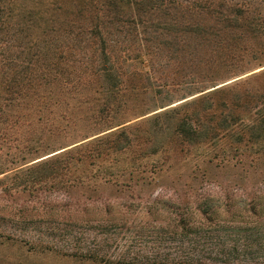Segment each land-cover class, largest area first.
<instances>
[{
	"label": "rangeland",
	"instance_id": "rangeland-1",
	"mask_svg": "<svg viewBox=\"0 0 264 264\" xmlns=\"http://www.w3.org/2000/svg\"><path fill=\"white\" fill-rule=\"evenodd\" d=\"M24 1L45 9L58 0ZM162 3H170V16L179 21L168 29L184 30L179 35L198 46L197 57L223 64L220 78L185 79L183 68L172 66L173 55L155 71L124 62L132 40L124 25L131 18L120 16L114 30L121 33L102 31L115 70L127 77L106 121L97 114L110 96L105 57L97 55L101 45L92 29L61 28L36 46L0 44V72L24 73L28 62L35 64L28 73L32 90L51 95L50 119L59 126L54 135L42 134L53 148L34 156L24 154L25 120L0 135V264H264V0ZM149 18L143 17L151 36L162 29ZM77 33L90 40L78 43ZM171 40L168 33L159 42ZM40 79L53 83L37 87ZM181 120L184 141L195 146L178 144ZM122 127H130L128 151L61 156L102 149Z\"/></svg>",
	"mask_w": 264,
	"mask_h": 264
},
{
	"label": "trees",
	"instance_id": "trees-1",
	"mask_svg": "<svg viewBox=\"0 0 264 264\" xmlns=\"http://www.w3.org/2000/svg\"><path fill=\"white\" fill-rule=\"evenodd\" d=\"M162 1L87 0L84 3L81 2V4L70 2V5H68L58 0L48 5L45 9H33L32 7L25 5L24 0H0V36H2L0 37V44L4 47L7 45L6 48H9L14 44H16L18 48L21 46L24 47L28 44L36 46L45 40L52 41L53 39L51 36H54V33L61 28L66 29L67 27H72L71 29H73L75 26L79 25L80 27L83 26L82 31L92 29L98 34L97 42L101 45V49L97 55L100 54L105 57L104 62H102L105 71V77H103V79L108 83L105 92L109 93L110 96L103 102L97 114L100 119L106 121L108 120L115 103L119 99V96H116L119 95L120 90H122L119 85L126 82L127 77L121 78V74L115 70L117 69V66H115V62L111 59L113 52L104 47L106 39L102 35V31L105 30L106 33L111 35H118L121 33V30H114L116 24L121 22L118 19L120 16L128 15L131 18L130 21H125L127 24L124 25L127 33L132 38L126 46L127 49L125 48L122 51L123 57H125L124 62H127V60L130 59L138 64V66L147 68V71L149 69L155 71V64L159 62L160 59L166 58V55H173L175 59L172 66L177 69L183 68L185 79L192 80L196 77L202 79L199 82L202 84L205 82L203 78H210L208 79L209 81L206 82H213L220 78L217 77L218 73L216 74V72L223 64L211 59L197 57L194 53L198 46L186 44L182 39L183 35H179L180 32L184 34V30L179 32L175 28L172 31L168 29V26L179 25V21L176 17L173 18V16H170V10L172 8L171 5H169L170 3L166 4L162 3ZM55 3H58L59 6H56ZM147 16H151V18H149L150 20H154V22L156 21L157 24L161 25L160 28L162 30L160 32H155L154 35L150 36L148 30L151 26L147 25L149 20L143 19V17L146 18ZM86 25L88 26L84 28ZM30 28L33 31L31 34L24 32V30ZM39 29L41 30L37 32L36 30ZM168 33L172 37L171 44H167V46L162 45V42L160 43L159 41L164 38L165 35L168 36ZM75 38L77 39H75V41H78V43L90 40L87 33H85L83 37L81 36V33H79L78 37ZM154 38H159L160 40L157 39L156 41L158 42L153 43L155 42ZM191 48L192 51H190ZM16 56H18V54ZM20 56L21 52H19V57ZM8 58L10 57H6V59ZM30 63L31 61L26 64V67H24V73L22 71H14L13 68H11L13 70L12 75H9V73H6L3 69L0 72V79L2 77V80L0 81V135H6L5 131H9L13 126L17 125L18 122L25 120L26 123L22 129H25L24 131L27 132L28 145L24 148V154H33L32 156H34L35 154H39V152H46L53 148V145H51L48 140H42V134H53V132L58 131L59 126L55 125L54 121L50 119L49 114L53 113L55 104L51 99V95L45 96V99L44 96L39 94V92L32 90L34 79L33 77H30L28 73L29 71L35 72L36 69L35 64H32L30 68ZM177 69L174 70V72L178 73L179 76L181 70L177 71ZM45 82L47 84L51 82L53 83V81L48 79H40L39 82L37 81V87H41L42 83ZM67 84H70V82L66 81L65 83H59V86L65 88ZM219 88L208 91L206 94L209 92H213L214 94ZM141 94L142 93H139V91L136 92V95ZM261 117L262 116H260L259 121L262 124L260 126L262 131L259 136L264 145V117ZM185 124L186 123L183 120L177 123L178 128L175 135L179 145H186L187 148H190V146H195L196 144L189 145L184 141L183 137H185L184 134L186 129ZM129 128L130 127H122L111 133L109 137H113V140L110 141L109 144L108 142H104L105 144H102L104 148L102 149L99 145L96 148L92 147L89 149H87V146L84 148H77L73 151H62L61 156L70 157L74 151H82L89 154L87 157H99L101 155V157H103L104 155L112 153L118 154L128 151L132 147ZM197 128L198 126L193 127V125H188V129H190L192 133H196ZM34 136L37 137L36 142H33L35 140ZM105 139L106 137H101L93 143H102ZM35 143L36 145H34ZM249 143V140L244 142L246 146L249 145ZM30 145H34V147H31ZM199 148L201 147L197 145L195 150L197 151ZM237 148L239 147L237 146ZM154 160L155 159H151L152 162H154ZM53 161L51 160L47 163L52 164ZM56 168L57 167L55 166H50L51 171L56 170ZM17 174L18 173H15L13 176ZM6 178L7 177H5V179Z\"/></svg>",
	"mask_w": 264,
	"mask_h": 264
}]
</instances>
